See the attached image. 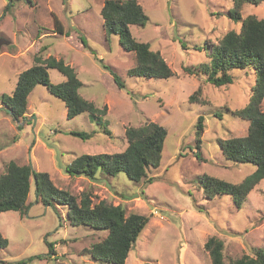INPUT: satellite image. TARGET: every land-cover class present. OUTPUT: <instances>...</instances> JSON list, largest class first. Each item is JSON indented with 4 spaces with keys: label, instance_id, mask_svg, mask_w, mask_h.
<instances>
[{
    "label": "rangeland",
    "instance_id": "374dc122",
    "mask_svg": "<svg viewBox=\"0 0 264 264\" xmlns=\"http://www.w3.org/2000/svg\"><path fill=\"white\" fill-rule=\"evenodd\" d=\"M138 1L149 20L144 26L131 25V32L164 56L174 71L169 78L128 74L136 64L135 54L123 48L118 35L106 34L101 14L105 0H0V174L11 160L31 163L48 172L56 186L79 197L91 191L94 202L104 199L123 205L127 214L147 215L149 222L125 264H211L205 249L211 236L224 241L227 263L253 255L254 248H264V179L238 205L232 195L206 197L200 178L209 174L239 183L255 170L251 162L227 159L219 143L246 135L249 122L232 111L247 104L255 72L233 70L232 83L215 86L205 76L183 69L209 60L204 44L218 43L230 30L240 31L241 21L230 16L234 2ZM241 14L263 18L264 0L245 4ZM38 52L63 58L75 68L83 83L80 94L98 107L108 106L104 123L110 132L87 113L69 118L64 100L42 84L29 95L26 117H12L3 97L12 95L19 73L35 64ZM104 64L113 68L125 88L118 87ZM49 73L53 83L65 79L57 69ZM200 87V97L208 103H190L189 96ZM200 115L205 130L198 148L195 126ZM147 121L168 130L161 164L149 169L147 178L135 182L124 172H98V179L92 180L65 172L80 154L124 150L126 129ZM72 130L90 137L81 139ZM150 177L151 183L146 181ZM28 202L25 212H0V231L9 239L0 250V264H110L82 252L104 239L107 231L71 225L67 206L44 204L33 183ZM47 242H53L51 250Z\"/></svg>",
    "mask_w": 264,
    "mask_h": 264
},
{
    "label": "trees",
    "instance_id": "16d2710c",
    "mask_svg": "<svg viewBox=\"0 0 264 264\" xmlns=\"http://www.w3.org/2000/svg\"><path fill=\"white\" fill-rule=\"evenodd\" d=\"M234 5L230 16L235 21H241L240 31L230 30L218 43L203 45L208 61L194 65H184V70L190 75L205 76L206 82L215 86L230 84L234 81L233 70L252 69L255 72V82L251 88V95L247 104L239 109L231 110L234 115L249 122L248 131L244 136H234L221 139L220 145L227 159L236 162H251L255 170L243 181L233 183L209 174L200 178L206 197L214 199L220 195H232L236 203H241L264 179V17L258 18L254 14L243 17L242 7L247 3L259 4L260 0H233ZM103 26L106 34H116L119 42L127 51L135 54L136 64L128 70L130 76L144 78H169L174 71L164 56L151 48L147 42L137 40L130 29L131 25L144 26L149 20L148 14L138 0H105L101 9ZM55 25L62 32L61 22L55 17ZM201 49V50H202ZM37 53L35 64L24 69L18 75L16 86L11 96H4L2 103L10 108L14 119L25 118L28 113V98L32 90L42 84L57 97L64 100L67 115L73 118L87 113L93 120L104 123L108 106L98 107L93 101L80 94L82 81L75 68L65 62L63 58L49 55L44 57ZM103 61V59H100ZM111 71L119 88L126 84L113 71L111 66L104 64ZM50 69H57L65 80L53 83L50 79ZM201 87L189 96L190 103L207 104L208 101L200 97ZM205 117L200 115L195 126L196 146L203 142ZM107 132V124L104 123ZM71 134L88 139L90 134L72 130ZM125 135L127 147L114 153H83L65 166V172L70 176H84L97 180V173L116 176L124 172L130 180L140 182L148 177L151 168H158L163 157V150L167 128L154 121H147L139 126H129ZM199 158L200 155H199ZM146 181L152 182L153 177ZM32 183L36 188V195L44 204L52 202L67 206V218L71 225H85L97 230L107 231V236L91 247L83 249L84 254L110 264H125L129 252L137 242L140 234L149 222L144 214L132 212L127 214L121 204L109 203L106 200L94 202L91 191H84L81 197L70 190L55 185L51 175L46 171H39L31 163L19 164L14 160L7 163L5 171L0 174V212H25ZM63 218V217H61ZM48 243V242H47ZM9 239L0 231V250L8 246ZM50 250L53 242L48 243ZM224 241L211 236L205 243L209 252L211 264H264V248H254L253 255L245 254L227 263L224 254ZM42 258V255H38Z\"/></svg>",
    "mask_w": 264,
    "mask_h": 264
},
{
    "label": "water",
    "instance_id": "95a60500",
    "mask_svg": "<svg viewBox=\"0 0 264 264\" xmlns=\"http://www.w3.org/2000/svg\"><path fill=\"white\" fill-rule=\"evenodd\" d=\"M4 41H0V46H1V44L3 43ZM6 109L9 111V112H11V110H10V108H8V107H6ZM135 246V245H134Z\"/></svg>",
    "mask_w": 264,
    "mask_h": 264
},
{
    "label": "crops",
    "instance_id": "0c3cea01",
    "mask_svg": "<svg viewBox=\"0 0 264 264\" xmlns=\"http://www.w3.org/2000/svg\"><path fill=\"white\" fill-rule=\"evenodd\" d=\"M64 80H65V79H64ZM64 80H60V82H62V81H64ZM34 89H35V88H34ZM34 89H33V90H34ZM28 104H29V98H28ZM28 109H29V107H28Z\"/></svg>",
    "mask_w": 264,
    "mask_h": 264
}]
</instances>
